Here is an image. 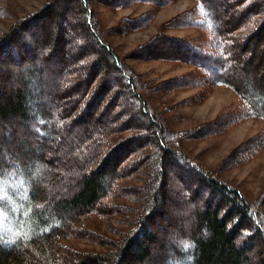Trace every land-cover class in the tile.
I'll list each match as a JSON object with an SVG mask.
<instances>
[{"label": "trees", "instance_id": "1", "mask_svg": "<svg viewBox=\"0 0 264 264\" xmlns=\"http://www.w3.org/2000/svg\"><path fill=\"white\" fill-rule=\"evenodd\" d=\"M63 1V9L67 3L74 14L81 17L87 38L80 47L96 52V57L90 61L82 57L65 73L58 72L54 83L59 103L43 102L40 97L43 72L39 73L36 67L35 71L25 73L7 67L22 69L24 66L14 64L29 61L28 52L32 53V58L36 49L55 37L52 23L61 21L64 15L62 9L51 8L57 1L25 19L14 21L0 36V264H264V211L182 152L177 145L183 135L177 136L167 127L145 96L148 91L160 93L193 88H203V93L208 94L210 86H222L238 95L240 105L234 113L215 123L212 133L220 131L218 126L222 123L225 131L249 118L264 121V43L255 55L260 54L255 69L262 72L258 84L262 89L255 84L250 93L237 81L240 54L251 44L257 49L264 41V0H219L217 7L215 0H195L204 8L206 18L202 22L190 20L184 27L194 28L200 36L171 39L159 32L139 47V53L129 55L131 60H162L195 69L169 82L171 90L157 89L145 76H135L126 60L119 58L106 42L99 24L96 28L93 15L86 12L87 0ZM97 1L118 8L145 4L158 8L171 2ZM234 3V9L239 12L229 14L226 20L222 12L227 7L232 8ZM153 15L149 12L141 22H129L138 28L147 26ZM57 28L63 27L57 23L55 30ZM91 41L98 43L100 51L97 52ZM239 42L243 43L240 50L236 47ZM63 43L55 38L51 54L44 60L63 63L66 60ZM252 60L255 58H250L249 62ZM102 67L106 69L105 75L98 70ZM196 72L193 79L191 75ZM115 89L127 92L135 111L125 101L116 116H111V109L118 104ZM103 104L107 108L99 113ZM127 111L124 130L110 132L113 121ZM139 117L143 121L134 124L132 121ZM97 123L101 128L97 129ZM81 124L85 125L83 131L73 137L71 129ZM133 124L137 127L132 128ZM20 129L25 136H38L42 141L40 149L30 148L29 140H18ZM65 138H74L73 146L84 150L71 159L79 173L67 174L76 179L78 185L74 191L67 192V196L58 189L63 173L53 178L51 167L50 172L44 167L45 161L54 165L48 156L55 149L52 142ZM7 141L13 145L12 157L7 152L4 155L3 145ZM263 153L264 132H261L241 145L228 167L245 164ZM65 165L69 169L67 161ZM167 167L175 169L176 175L192 190L189 194L192 202H183L181 206L191 211L192 205L195 218V222L180 231L178 243L169 244L170 249L166 248L163 235L169 227L177 226L178 204L174 199L169 200L165 187ZM45 180L48 185L44 184ZM131 183L135 186L130 195L136 198L134 203L138 206L130 210L133 220L126 222L129 229L109 243L111 248L104 254L71 253L66 243L83 239L82 224L109 219L122 214V208L126 212L131 208L118 202V199H129L125 193ZM200 197L204 201L202 207L193 202ZM168 204H172L171 208ZM89 234L87 232L86 237L89 238ZM259 244L258 262L253 263L252 252Z\"/></svg>", "mask_w": 264, "mask_h": 264}, {"label": "rangeland", "instance_id": "2", "mask_svg": "<svg viewBox=\"0 0 264 264\" xmlns=\"http://www.w3.org/2000/svg\"><path fill=\"white\" fill-rule=\"evenodd\" d=\"M52 1H57V3L54 6L52 5L51 8L54 10H56V8L63 10L64 15L61 21L56 20L63 28H57L55 30L57 23H52V31L55 37L52 36L48 44L36 49V54L32 58H30L32 53L28 52L29 61L21 65L14 64L15 66H24L22 69L7 66L9 69L13 68V70H18L20 72L23 70V73L27 70L35 71V67L39 73L40 71L43 72V74H41L43 91L40 97L46 104H51L52 102V104L56 102L59 103L56 96L57 88L55 89L54 83L56 81L55 76L58 72L65 73L69 66L82 57L86 58V61H90L96 57V52L93 53V51L87 50V47L83 49L80 47L81 43L87 38V34H85L81 27V17L74 14V10L67 3H65L66 6L63 9V0H0V36L9 30L14 21L25 19L34 13L42 11L48 4H51ZM215 1L218 2L215 3L217 7V4H220V2L219 0ZM87 2V11H85L88 13L90 11L93 15L96 28L97 24H99L106 42L111 45L119 58L126 60L125 63L131 68L136 77L140 75L145 76L148 78V83L155 88H166L171 90L172 85H169V82H172L176 77L189 74L192 70H195L191 66L177 65L168 61L164 62L161 60L149 62L129 59V55L132 53H139V47L151 41L159 32L164 35L166 34V36H169L171 39L182 38L187 40L198 36L199 32L194 28L184 27V24L190 20L193 22H202L206 18L204 8L195 0H171L169 4L164 5V7L158 6V8L151 4L118 8L107 6L97 0H87ZM232 5V8L227 7L226 11L222 12L226 20L229 18V14L232 16L231 13L234 14L235 11H238L236 8L234 9L236 3ZM149 12H153L154 15L152 16V21L149 22L147 26L138 28L137 26H132L129 22L134 20L141 22L143 16L148 15ZM180 17L182 18V22H180ZM172 19H175V21L172 22ZM127 22H129L130 25ZM165 23L166 25L163 28V24ZM125 26H127V28H125ZM27 38L31 39L30 36ZM55 38L64 41L63 55H65L66 60L63 63L49 59V61L44 60L51 54ZM91 42H93L97 52L100 51L98 43H95V41ZM263 43L264 41L260 43L257 49L254 44H251L248 50L243 51L239 57L240 60L237 65L239 80L237 79V81L240 82V86L246 88L250 93L253 92L251 89L254 88L255 84L256 88L262 89L261 85H258L262 72L255 69V66L259 64L260 54H257V57H255V55L256 51ZM33 46L32 44V47ZM241 46H243V43L239 42L236 47L240 50ZM100 54L101 52L99 55ZM166 55L169 54L166 53ZM250 58H255V60L249 62ZM246 67L248 69H246ZM98 70H101V74L105 75L107 73L106 69L103 67ZM11 74L13 75L14 72ZM196 75L197 72L191 75V77L194 79ZM210 87L211 90L208 91V94L203 93L205 91L203 88H193L188 91L177 90L175 92L162 91L159 93L157 90L155 92L148 91L145 96L149 100L153 110L161 117L166 125H168L167 127L173 130L177 136L183 135L182 138H180V143L177 145L182 152H185L189 158L193 159L196 164L205 171L208 170L210 173L212 172L214 176L223 181V183L241 192L247 200L251 201L253 204L259 205V210L264 211V153L245 164L233 166L232 168L228 167L229 162L233 156L238 153L243 143L255 139L261 132H264V121L249 118L240 121L239 124H235L225 131L224 124L222 123L221 126H218L221 130L212 133L211 131L215 128V123L221 122L223 118L234 113V111L239 108L240 100L238 95L231 89L216 85ZM115 91H117V93H114L119 96L117 98L118 104H116V108L111 109V116H116L118 111L123 108L125 101H127L128 104L132 106V110L135 111V105L127 92L124 89H115ZM110 100H108V102ZM106 106V104L100 105V110L98 112L104 111V109L107 108ZM127 116H129L128 111L124 116L114 120L112 124L113 129L110 132L124 130L123 125L128 118ZM142 121L143 118L139 117L132 122H134V124H140ZM134 124L132 128L137 127ZM84 127L85 125L81 124L75 126L73 130L71 129L73 137L79 135ZM96 127L97 129L101 128L98 123ZM119 127L122 129L118 130ZM11 128L13 129V127ZM21 139L29 140L28 144L30 148L40 149L42 141L38 136L33 134L25 136V133L21 130V133L18 135V140ZM11 140L10 138V141ZM10 141L5 142L3 149L4 155H6L7 152V155L12 157L13 145L8 143ZM74 143V138H65L63 141H60V139L53 141L52 144L55 149H52L48 156L49 159L54 161V165L50 164L48 161L44 163L46 171L48 169L50 172L51 167L53 178L63 173L62 178H59L58 189L61 190L64 196L68 195L67 192L77 189L78 185L76 184V179L69 178V174H67L72 171L76 174L79 173V169H76L71 159L73 156H80L79 153H84V150H77V147L73 146ZM87 149H89V147ZM66 161L68 162L69 169H67L68 167L65 165ZM166 171L167 181L165 187L167 192H169V200L174 199L176 204H178V212L177 215H175L178 220L177 226L174 228L169 227L167 233L163 235V237L165 236L166 248L170 249L169 244H177L180 231L195 222V218L192 205L191 211L181 206L183 202H192L189 198V194L192 193V190L187 187L183 179H180L179 176L176 175L177 171H175V169L167 167ZM45 183L47 184V180H45L44 184ZM134 186L135 184L131 183V185L128 186L129 190L125 193L126 195L128 194L127 196L130 200L118 199L120 204L131 208H129L127 212L122 208L124 211L122 214L110 216L109 219L96 220L87 225L82 224L81 231L83 232V239L66 243L70 246L69 248L72 249L71 253L81 254L83 251H90L104 254L110 250L109 248L111 247L109 243L117 240L121 232L128 230L129 225H127L126 222L133 220V216L130 215V210L138 206L134 203V199L136 198L130 195L133 192ZM193 202L198 207H202L204 203L203 197L193 200ZM168 206L171 208L172 204H168ZM86 231L91 233L89 234V236L91 235L89 238L86 237ZM260 250V244L253 250V263L258 262V252H260ZM157 252L158 250H155L156 254Z\"/></svg>", "mask_w": 264, "mask_h": 264}]
</instances>
